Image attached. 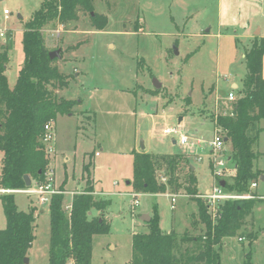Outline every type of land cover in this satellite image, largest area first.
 Returning a JSON list of instances; mask_svg holds the SVG:
<instances>
[{"label": "rangeland", "instance_id": "1", "mask_svg": "<svg viewBox=\"0 0 264 264\" xmlns=\"http://www.w3.org/2000/svg\"><path fill=\"white\" fill-rule=\"evenodd\" d=\"M41 2L0 0V45L9 48L5 75L10 88L24 62V24ZM94 9L108 17L103 30H96L83 12L77 21L52 22L42 29L50 51L60 49L56 64L68 75V86L57 93L77 101L72 113L58 114L53 123L52 165L66 212L72 195L91 184L94 196L111 201L110 230L94 236L91 264H127L132 233L148 230L142 214L151 216L156 209L162 232L182 234L192 229V215L197 213L196 202L184 195H178L171 208L168 192L133 191L132 151H142L143 144L146 152H186L196 168L199 192L212 191L211 117L231 106L226 97L230 82L240 85L246 73L245 48L259 37L260 29L264 34V0H95ZM153 79L160 88H154ZM176 125L188 137L187 145L172 143L178 134H162L165 126ZM259 128L254 163L260 175L257 187L247 193L257 202L240 235L216 246L220 264H245L248 254L251 264H264V119ZM224 145L229 152V144ZM92 153L91 174H86L83 167ZM1 157L0 152V165ZM133 192L138 193L137 207ZM13 196L18 210L35 209L28 264H48V205H38L37 196ZM4 227L0 200V229Z\"/></svg>", "mask_w": 264, "mask_h": 264}, {"label": "trees", "instance_id": "2", "mask_svg": "<svg viewBox=\"0 0 264 264\" xmlns=\"http://www.w3.org/2000/svg\"><path fill=\"white\" fill-rule=\"evenodd\" d=\"M95 0H42L40 7L24 24L22 50L24 62L13 88L8 86L5 65L9 60L7 45H0V185L25 187L24 175L31 184L45 182L44 172L50 162L41 142L43 127L54 123L58 114L73 112L76 100L59 96L68 86V75L50 59L42 29L52 22L66 24L86 13L96 30L108 24L105 14L94 9ZM264 37H255L245 48L246 73L235 92L231 107L212 115L214 128L229 144L228 158L234 174L224 180L222 189L234 194L251 193V183L260 175L255 167L254 150L264 119V77L262 75ZM92 155V154H91ZM92 157L83 167L91 174ZM135 192L185 195L197 204L192 215V229L182 234L164 233L159 227L156 209L146 222V232H133L132 255L128 264H220L216 246L229 236L240 235L247 216L256 204L254 194L248 199H229L216 206L214 216L207 200L197 188V176L186 153L160 154L132 151ZM59 191L61 189H58ZM5 227L0 229V264H24L23 258L34 240L35 209H17L13 194H1ZM111 201L93 195L92 184L72 195L69 211L63 207L61 192L51 196L48 204L50 237L48 264H91L95 235L107 234L110 222L105 217ZM199 231L194 234V231ZM241 237V236H239ZM250 241L254 240L249 236ZM245 264H251L248 254Z\"/></svg>", "mask_w": 264, "mask_h": 264}, {"label": "built area", "instance_id": "3", "mask_svg": "<svg viewBox=\"0 0 264 264\" xmlns=\"http://www.w3.org/2000/svg\"><path fill=\"white\" fill-rule=\"evenodd\" d=\"M4 14L7 15L8 11L4 9ZM4 32L0 31V36H3ZM236 98L235 92L231 89L226 97V99L230 102H233ZM214 132V137L209 145L210 149V160L212 162V175L215 179L214 185L212 187V191L207 194L201 195V197L205 198L209 204L210 212L214 216L216 211V206L223 202L224 200L229 199H248L251 198V194H234L225 192L222 189V186L217 183L218 179L224 178L226 174H231L229 172L227 163L229 162L228 154L225 150V141L219 130L216 128ZM163 135L169 134H178L179 139L176 143L180 145H187L189 143L188 137L183 133L182 129L179 126L167 127L165 126L161 130ZM54 140V130L53 123L48 122L43 127V135L41 136V142L44 146L45 152L49 158L55 153V147L53 144ZM199 159V158H198ZM45 182L41 184H30V186H25L23 188H6L0 185V195L1 194H13V193H24L28 196H37L38 205H48L51 199V196L59 193L60 191L55 185V172L54 167L51 162L47 165L45 172ZM256 182L251 183V187H255ZM133 197V205L137 207L139 205V200L137 199L138 193H130ZM171 198V208L174 207L175 198L177 195L168 194ZM69 264H74L72 260L69 261ZM128 264V263H127Z\"/></svg>", "mask_w": 264, "mask_h": 264}, {"label": "water", "instance_id": "4", "mask_svg": "<svg viewBox=\"0 0 264 264\" xmlns=\"http://www.w3.org/2000/svg\"><path fill=\"white\" fill-rule=\"evenodd\" d=\"M59 52H60V49L49 51L48 52L49 58L50 59H53V58H56V57L59 58L60 57ZM153 86H154V88H160L161 83L158 82L156 79H153ZM232 88H235V87H232ZM226 140L227 139L225 138L224 141H226ZM173 142H175V141L173 140ZM143 148H144V146H143V144H141V149H143ZM261 178H263V176H261ZM23 179H24L25 185L26 186H30L31 180H30L29 176L28 175H24ZM224 183H225L224 180H221L219 184L223 187ZM140 219L145 221V222H148L150 220V216H149V214H142ZM23 262H24V264H28V258L24 257L23 258Z\"/></svg>", "mask_w": 264, "mask_h": 264}, {"label": "crops", "instance_id": "5", "mask_svg": "<svg viewBox=\"0 0 264 264\" xmlns=\"http://www.w3.org/2000/svg\"><path fill=\"white\" fill-rule=\"evenodd\" d=\"M258 32H260L259 37H264V34L262 35V31H261V29H260ZM256 34H257V31H256V32H253V33H252V32H251V33L249 32V33L244 34V37H246V38L248 39L249 37L254 36V35H256ZM263 70H264V69H262V75H263ZM263 77H264V76H263ZM240 82H241V81H240ZM238 86H239V84H238L237 82H235V81H231V82H230V87H231V89H236ZM232 87H235V88H232ZM230 107H231V106H230ZM230 107H229V108H230ZM229 108H224V107H223V110H228ZM173 140H174V139H173ZM173 140H172V143H173V144H176V141L174 140L175 142H173ZM142 150H143V149H142ZM225 150H226V149H225ZM143 151H144V150H143ZM183 153H186V152H183ZM226 153L228 154L229 152L226 150ZM54 154H55V153H54ZM54 154H53V155L51 156V158H50V162H51V163H52V161L55 162L56 155L54 156ZM187 154H188V153H187ZM93 155H94V153H92L91 156H93ZM54 164H55V163H53V167H54ZM227 166L230 167L231 170H232L230 176L233 175V174H234V171H235L234 166H233V165H229L228 163H227ZM230 168H229V169H230ZM193 169H194L195 172H196V168H195V166H193ZM54 171H55V169H54ZM212 176H213V175H212ZM214 182H215V179H214V177H213V185H214ZM255 187H257V184H256ZM197 188H198V179H197ZM252 188H253V187H252ZM198 192H199V190H198ZM199 193H200V194H203V193H201V192H199ZM177 196H178V195H177ZM177 196H176V197H177ZM184 196H185V195H184ZM185 197H187V196H185ZM187 198H188V197H187ZM107 212H108V210H106V212H105V217H106V218H108ZM140 215H141V214H140ZM140 215H139V216H140ZM108 220H109V222H110V224H111V220H112V219H111V218H110V219L108 218Z\"/></svg>", "mask_w": 264, "mask_h": 264}]
</instances>
